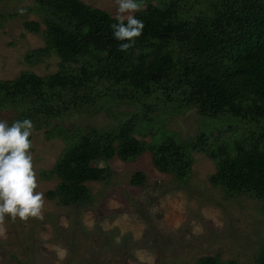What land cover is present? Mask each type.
<instances>
[{"label": "trees", "instance_id": "trees-1", "mask_svg": "<svg viewBox=\"0 0 264 264\" xmlns=\"http://www.w3.org/2000/svg\"><path fill=\"white\" fill-rule=\"evenodd\" d=\"M33 2L40 20L23 26L41 33L44 46L29 50L26 59L55 55L58 69L0 79V110L11 112L9 124L30 119L34 128L47 127L107 103L134 106L132 112H116V123L105 129L55 123V136L65 147L54 165L40 172L44 179H57L45 192L47 199L61 206L84 204L91 196L87 183L100 178L92 171L95 165L115 158L134 161L146 151L155 169L185 184L192 152L199 151L214 163L212 186L264 204V0H144L135 13L143 33L127 52L118 50L122 42L110 28L115 16L107 10L82 0ZM155 101L195 108L206 127L188 140L160 129L159 139L137 138L141 128L151 131ZM217 119L231 122L230 136L206 132ZM146 178L135 171L129 182L144 185ZM192 264L237 261L206 254ZM254 264H264V240Z\"/></svg>", "mask_w": 264, "mask_h": 264}, {"label": "rangeland", "instance_id": "rangeland-1", "mask_svg": "<svg viewBox=\"0 0 264 264\" xmlns=\"http://www.w3.org/2000/svg\"><path fill=\"white\" fill-rule=\"evenodd\" d=\"M82 1L116 15L114 0ZM142 5H146L144 0ZM0 14V79H11L24 70L38 75L56 72L55 55L38 62L26 59L29 50L44 46L41 33L23 26L26 20H40L33 0H0ZM40 27L44 25L40 23ZM155 106L151 131L141 128L135 133L137 138L159 139L160 129L188 140L206 127L195 108L166 106L160 101ZM133 109L132 104L107 103L73 117L65 115L57 122L105 129L116 123V112L126 114ZM10 113L0 110V119L11 122ZM57 122L33 127L30 137L37 190L44 193L43 219L12 222L6 216L0 264H192L206 254L254 264L264 240V204L245 194L230 196L212 186L208 177L215 171L214 163L199 151L192 152V172L185 184L155 169L146 151L134 161L115 158L95 165L92 171L100 178L87 183L91 196L84 204L61 206L47 199L45 192L57 179H44L40 172L50 169L65 147L64 140L55 136ZM230 123L214 120L206 132L228 137ZM135 171L146 174L144 185L130 184Z\"/></svg>", "mask_w": 264, "mask_h": 264}, {"label": "clouds", "instance_id": "clouds-1", "mask_svg": "<svg viewBox=\"0 0 264 264\" xmlns=\"http://www.w3.org/2000/svg\"><path fill=\"white\" fill-rule=\"evenodd\" d=\"M115 23L110 25L114 38L121 41L119 51L127 52L144 29L135 13L142 10V0H114ZM126 41V42H125ZM33 123L30 119L11 124L0 119V236L5 234V218L25 222L43 219L44 193L38 191L31 152ZM61 256L65 254L62 251Z\"/></svg>", "mask_w": 264, "mask_h": 264}]
</instances>
